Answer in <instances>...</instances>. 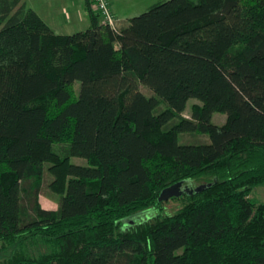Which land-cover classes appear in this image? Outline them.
Masks as SVG:
<instances>
[{
    "label": "trees",
    "instance_id": "16d2710c",
    "mask_svg": "<svg viewBox=\"0 0 264 264\" xmlns=\"http://www.w3.org/2000/svg\"><path fill=\"white\" fill-rule=\"evenodd\" d=\"M0 8V264H264V0H165L115 28L91 8L72 34ZM178 182L207 187L139 219Z\"/></svg>",
    "mask_w": 264,
    "mask_h": 264
},
{
    "label": "crops",
    "instance_id": "0c3cea01",
    "mask_svg": "<svg viewBox=\"0 0 264 264\" xmlns=\"http://www.w3.org/2000/svg\"><path fill=\"white\" fill-rule=\"evenodd\" d=\"M0 0V6L2 2ZM165 0H110L118 24L127 22L153 5ZM13 12L32 8L58 33L72 34L86 30L91 24V0H6ZM1 12V8H0Z\"/></svg>",
    "mask_w": 264,
    "mask_h": 264
},
{
    "label": "rangeland",
    "instance_id": "374dc122",
    "mask_svg": "<svg viewBox=\"0 0 264 264\" xmlns=\"http://www.w3.org/2000/svg\"><path fill=\"white\" fill-rule=\"evenodd\" d=\"M141 89L150 97L153 108L159 107L161 110L166 109V106L164 104H161L158 102L154 92L151 89H149L146 86H141ZM195 104H200V101L195 99V98H192L189 100L186 111L184 112V115L186 117H191L193 105H195ZM226 118H227L226 114L215 113L214 117H213V121L217 124H223V122L226 120ZM161 121L163 124H165L169 121V118L166 115H164L161 117ZM199 138L201 140L206 141V142L210 141V138L208 135H201V136H199ZM194 139L195 138L189 134H181L179 136V140L181 143L197 142V141H194ZM72 162L75 164H79V165H87L88 164L86 159L78 158V157H74L72 159ZM53 178H54L53 175L48 174L46 183L48 184L49 181H51ZM196 186L197 185H194V184L190 185V187H196ZM59 198H60L59 194L55 193L52 189L45 186L44 192L40 196V201H41L43 207L46 209H57L59 207ZM251 198L253 200H255L256 202L264 203V185L256 187L253 190V192L251 193ZM177 208H179V202H176L174 200H168L164 203V205L161 207V209L157 208V209L148 210V211L142 213L140 215L139 219L141 220V218H144V219L149 218L150 216L155 215L159 212L172 214V213H174V211ZM7 254H8L7 251H4L0 248V262L3 259L8 257Z\"/></svg>",
    "mask_w": 264,
    "mask_h": 264
},
{
    "label": "water",
    "instance_id": "95a60500",
    "mask_svg": "<svg viewBox=\"0 0 264 264\" xmlns=\"http://www.w3.org/2000/svg\"><path fill=\"white\" fill-rule=\"evenodd\" d=\"M206 187H207V185L190 187L189 185H185L184 182H178L174 185H171V186L165 188L160 194L159 201H168L171 198L180 197L184 193L193 194L195 192H199V191L203 190ZM137 220H139V219H137Z\"/></svg>",
    "mask_w": 264,
    "mask_h": 264
},
{
    "label": "built area",
    "instance_id": "2783aa9c",
    "mask_svg": "<svg viewBox=\"0 0 264 264\" xmlns=\"http://www.w3.org/2000/svg\"><path fill=\"white\" fill-rule=\"evenodd\" d=\"M91 8L101 15L106 24L113 28L117 26L118 19L112 11L110 0H91Z\"/></svg>",
    "mask_w": 264,
    "mask_h": 264
}]
</instances>
